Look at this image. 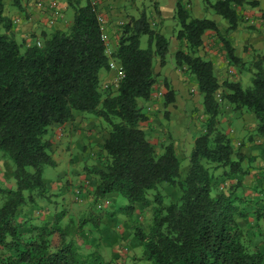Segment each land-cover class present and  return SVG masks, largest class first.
Returning <instances> with one entry per match:
<instances>
[{
  "label": "trees",
  "instance_id": "16d2710c",
  "mask_svg": "<svg viewBox=\"0 0 264 264\" xmlns=\"http://www.w3.org/2000/svg\"><path fill=\"white\" fill-rule=\"evenodd\" d=\"M21 1L11 4L22 10ZM65 1L73 10L70 23L41 31L37 45L31 37L28 42L14 37L12 24L17 21L4 12L0 0V153L13 164L12 186H0V264H111L97 248L82 249L70 225L61 222L63 210L50 221L30 223L26 231L18 220L23 204L46 198L43 168L56 164L47 135L53 124L62 127L73 120L74 112L97 116L108 126L100 144L103 165L87 170L96 178L94 198L78 217L77 231L88 223L98 226L104 215L113 217L122 210L141 245L139 258L150 264H263L264 251L248 244L240 219L250 217L253 224L264 225V187L256 196L242 197L237 185L227 186L230 176L246 172L241 165L244 154L234 151L230 136L219 127L225 101L232 111L255 116V131L264 142V51H255L247 61L226 38L241 18L237 6H254L257 0H202L205 11L225 19L223 34L213 19L192 14V0L175 1L179 46L174 63L195 80L204 114L203 131L193 139L183 176L174 145L168 142L158 151L146 135L142 122L148 117L138 103L151 99L157 83L154 59L163 66L168 54L159 10L154 11L155 23L145 12L127 15L118 25L115 46L105 52L99 9L90 0ZM205 30L218 35L230 65L250 72L247 86L219 81L212 60L197 53ZM111 61L121 65L123 73L113 90L111 84L102 88L99 76L110 69ZM162 85V104L167 106L175 90L165 78ZM159 184L177 187V198L165 205ZM76 189L81 198L83 190ZM112 192L127 203L107 210L106 195ZM136 204L151 208L146 230L132 216Z\"/></svg>",
  "mask_w": 264,
  "mask_h": 264
},
{
  "label": "rangeland",
  "instance_id": "374dc122",
  "mask_svg": "<svg viewBox=\"0 0 264 264\" xmlns=\"http://www.w3.org/2000/svg\"><path fill=\"white\" fill-rule=\"evenodd\" d=\"M37 1L42 3L41 7L38 6ZM61 1L22 0L21 3L24 8L21 11L11 4V0H4V12L11 18H15L17 22L21 16L27 23H34L39 17L46 18L44 27L39 28L49 32L55 28V22L68 21V17L72 16V7L63 8ZM80 1L81 3L84 2V0ZM49 2H56L60 8L59 15H54L53 9L48 6ZM150 7L154 9L152 0L118 2L115 7L117 8L116 16L118 18L113 25L114 30L111 34H107L108 46L111 49L115 46L118 25L129 14L138 16L141 12H145L151 22H157L155 14H149ZM112 8V6L109 7V10H112ZM208 10L212 11L211 9ZM191 12L194 15L192 9ZM108 22L111 23L112 20ZM238 23L248 31H255L258 36L264 35L262 33L264 17L259 16L251 19L241 13ZM30 33L27 36L41 41V32L31 30ZM16 39L21 40V37L17 36ZM145 45L146 35H142L140 46ZM255 51L263 52L264 50L253 48L249 52L247 61ZM156 59H154L155 63ZM173 65L174 56L168 51L163 69ZM177 70L178 80L176 83L178 88H173L176 104L170 107L171 111L166 110L165 106L162 107L165 88L160 82H157L152 91L151 99L146 102L142 100L143 111L148 117V120L144 121L142 125L145 126L144 123L151 124L152 122V126L148 124L144 129L158 151H162L163 145L168 142L174 145L176 154L181 160L179 173L183 176L193 139L203 131L204 114H202V105L198 98L199 94L195 80L183 69L177 67ZM217 72L216 76L219 81L236 80L244 86L250 83V72L246 68L240 69L227 62L223 72H219V70ZM100 78L102 88L105 87V84H111V87L109 86L110 90L115 89L114 73L111 76L102 75ZM221 106L223 120H221L219 127L230 136L234 151L244 154L241 165L246 170L243 175L235 174L226 179L227 186L237 185L236 193L242 195V197L256 196L257 189L264 187V142L262 137L255 131V116L245 111L234 112L225 101L221 102ZM74 113L75 118L73 120L66 122L61 128L48 132L47 137L53 141V157L56 164L54 166L45 165L43 168V179L46 183L45 186L48 188L46 198H37L35 203L28 202L22 205L18 215V220L23 221L22 230L26 231L30 223L50 221L54 213L63 210L64 215L61 222L70 225V234L76 238L83 250L89 251L97 248L111 264H150L148 261L139 258L142 252L141 245L129 227V217L122 210L113 217L104 215L98 226L88 223L80 231H77L78 217L83 211L90 209V204L94 198L92 192L96 178L94 174L87 172V170L92 166L102 167L103 165L104 155L100 149V144L108 132V126L101 121V118L92 114ZM8 161L0 153V186L2 187L12 186L13 184L11 178V166L13 164ZM77 187H81V190H83L81 198H78L75 193ZM158 188L163 195L165 205L175 200L179 193L177 187L170 184H159ZM106 196L109 198V204L105 207L107 210L116 209L119 205L122 206L127 203L124 197L118 196L114 192ZM246 204L251 207V202ZM25 215L28 216L25 218L23 217ZM132 216L138 225L146 230L151 217V208L136 204ZM240 226L245 232L244 237L248 244L254 248L259 247L264 251V225L262 223L253 224L250 217H244V219H240Z\"/></svg>",
  "mask_w": 264,
  "mask_h": 264
},
{
  "label": "crops",
  "instance_id": "0c3cea01",
  "mask_svg": "<svg viewBox=\"0 0 264 264\" xmlns=\"http://www.w3.org/2000/svg\"><path fill=\"white\" fill-rule=\"evenodd\" d=\"M97 3V7L99 11L104 15L105 17V22L102 25V31L107 32V34H111L114 30L113 25L116 23L117 20V8H115L118 4V2L122 3V1H134V0H94ZM175 1L176 0H152L153 2V7L149 8V14H155L154 11L157 8L160 12V17H161V32L169 39V46H168V51L174 56V53L176 51V48H178V40L176 39L175 36V28L177 26L175 25V21L173 18L174 14V6H175ZM63 4V8L68 7L67 3L65 0L61 1ZM257 4L254 6L243 4V5H238L237 10H239L240 13H242L245 17L249 18H254V17H264V0H257ZM113 7L112 10H109V7ZM191 9L194 13L195 16L197 17H208L213 19L217 27L219 29V32L221 34L224 33L225 28L227 27V23L223 18H220L219 15L215 14L214 12L207 10L203 8V2L202 0H192L191 1ZM23 11V8L22 10ZM44 16V14H42ZM22 17V16H21ZM19 18L17 23L12 24V30L14 32V37L16 38L17 36H20L21 39L26 38L25 40L28 42V39H30L27 34H31V30H35L36 32L38 31L41 32L43 31V28L39 27H44L45 20L46 18L39 17L35 20L34 23L26 22L23 20V18ZM72 16L68 17V21L60 20L55 22V28H65L71 20ZM40 20V21H39ZM109 20H112V22H108ZM31 24V25H30ZM262 33H264V26L262 27ZM23 37V38H22ZM226 38L230 41V43L235 47V53L238 56H241L243 59H247L249 56V52L253 48H258V49H263L264 50V35L258 36L255 34V31L251 30H246L243 25L240 23L237 24L236 28L229 33H226ZM248 49V50H246ZM197 53L201 56H205L206 58L212 60L213 62V68L214 72L217 75V70L219 72H223V69L227 63V60L225 58V52L224 49L221 48V42L218 37V35L213 31V30H205L202 34V44L200 47L197 49ZM155 63V71L158 72L157 76V82H160L162 84V79L165 78L166 80L169 81L170 85L172 88H178L177 86V74L178 70L177 67H175V63L171 67H166L163 69V66H160L158 59H156ZM115 74L113 70H101L99 73V76L101 77L102 75L106 76H111ZM180 87V86H179ZM199 100L200 96L198 95ZM176 100L171 103H169L166 107V110H170V107L175 105ZM139 104H143L142 100L138 101ZM202 105V103H201ZM162 107L164 105L162 104ZM171 111V110H170ZM172 113V112H171ZM174 113V112H173ZM172 113V114H173ZM148 120V119H147ZM145 120V121H147ZM144 122V121H143ZM142 122V124H143ZM145 126L142 125L143 128H145L148 124L150 123H144ZM152 122L150 126H152ZM64 126V125H63ZM51 128H61V125L53 124ZM154 128V127H153ZM149 138V137H148ZM150 139V138H149Z\"/></svg>",
  "mask_w": 264,
  "mask_h": 264
},
{
  "label": "built area",
  "instance_id": "2783aa9c",
  "mask_svg": "<svg viewBox=\"0 0 264 264\" xmlns=\"http://www.w3.org/2000/svg\"><path fill=\"white\" fill-rule=\"evenodd\" d=\"M90 1H91L92 5H94L95 8H97V10H98L96 1H94V0H90ZM37 4L40 7L42 6V3L40 1H37ZM48 6L53 9L54 15H59L60 14V8L56 4V2H49L48 3ZM97 20L101 24H103L105 22V17H104V15L100 11L97 12ZM101 38H102V40H104L106 42L107 49L105 50V52H108L109 46H108V36H107V33L106 32L104 33V31H102ZM36 44L39 45L40 44V41L39 42L36 41ZM109 68L115 72V76H116L115 77V82H116L118 80V78L123 75L121 65H119L116 62L111 61L110 64H109ZM159 93H161V91H159ZM76 191H79V188L76 189ZM107 203H108V200L103 201V205H106Z\"/></svg>",
  "mask_w": 264,
  "mask_h": 264
}]
</instances>
